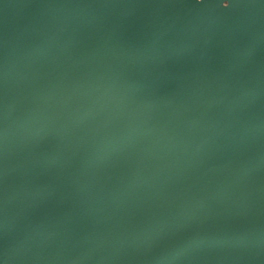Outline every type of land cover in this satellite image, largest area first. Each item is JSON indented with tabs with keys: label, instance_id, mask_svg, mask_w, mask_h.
Here are the masks:
<instances>
[{
	"label": "water",
	"instance_id": "obj_1",
	"mask_svg": "<svg viewBox=\"0 0 264 264\" xmlns=\"http://www.w3.org/2000/svg\"><path fill=\"white\" fill-rule=\"evenodd\" d=\"M0 264H264V0H0Z\"/></svg>",
	"mask_w": 264,
	"mask_h": 264
}]
</instances>
